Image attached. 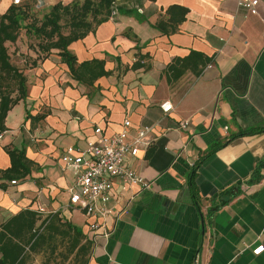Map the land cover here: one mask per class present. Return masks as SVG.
Instances as JSON below:
<instances>
[{"label": "crops", "instance_id": "1", "mask_svg": "<svg viewBox=\"0 0 264 264\" xmlns=\"http://www.w3.org/2000/svg\"><path fill=\"white\" fill-rule=\"evenodd\" d=\"M10 4L0 0V14ZM171 7L186 10L182 22L169 21ZM112 10L68 47L107 74L79 82L56 51L34 58L26 99L1 125L0 264H264L252 252L264 246V0L255 16L233 0H115ZM125 121L129 138L150 128L126 161L150 188L117 184L110 206L129 207L94 242L92 218L63 209L76 172L61 155Z\"/></svg>", "mask_w": 264, "mask_h": 264}, {"label": "trees", "instance_id": "2", "mask_svg": "<svg viewBox=\"0 0 264 264\" xmlns=\"http://www.w3.org/2000/svg\"><path fill=\"white\" fill-rule=\"evenodd\" d=\"M115 0H82L72 1L68 5L60 3L50 7L40 21L28 19V4L19 6L10 5L5 13L0 15V131L2 123L10 107L20 100H25L27 95L26 76L15 67L7 52L6 43H15L19 31L25 32L38 40L37 52L46 59L52 51L57 52L72 77L79 82H91L106 75L101 61L93 60L77 64L76 57L68 50L71 43L83 39L88 33L107 21ZM169 21L176 16L178 23L184 20L186 10L179 7H171L167 10ZM176 20L173 25L176 26ZM63 21V24H62ZM64 27L66 30L64 31ZM161 32H175L176 28L166 30V22L159 21L157 26ZM36 65V61L33 63ZM19 162L23 170L24 153L18 154Z\"/></svg>", "mask_w": 264, "mask_h": 264}, {"label": "built area", "instance_id": "3", "mask_svg": "<svg viewBox=\"0 0 264 264\" xmlns=\"http://www.w3.org/2000/svg\"><path fill=\"white\" fill-rule=\"evenodd\" d=\"M23 1L11 0V5L19 6ZM233 1L249 15L258 14L259 0ZM110 15L115 16V11L111 10ZM160 109L166 114L172 110V106L164 102ZM180 126L185 129L187 122L180 123ZM129 129V121H125L121 130L113 135H105L102 129L97 127L94 129L96 140H89L84 146H69L61 155L64 166L76 172L74 186L69 189V199L63 209L77 210L92 218L89 228L94 233V242L99 237L107 239L110 236L111 229H106L105 223L107 217H112L115 225L129 207V203L120 210H114L110 206L117 184L121 193L134 185L139 186L141 191L150 188L148 182L126 165L127 159L138 155L140 146L149 145L143 139L150 128L138 129L132 138H129ZM11 184H15V181ZM99 228H103L102 234L97 233ZM252 252L259 255L264 252V246L259 245Z\"/></svg>", "mask_w": 264, "mask_h": 264}, {"label": "rangeland", "instance_id": "4", "mask_svg": "<svg viewBox=\"0 0 264 264\" xmlns=\"http://www.w3.org/2000/svg\"><path fill=\"white\" fill-rule=\"evenodd\" d=\"M32 1V3H28L30 11L28 10V19H26L25 21L26 24L30 23L31 19L35 21H40L42 19V16L49 11L51 6H53L50 5L48 2H46V4H43V2H41V4H38L39 2L37 0ZM73 1L81 2L82 0ZM65 30L66 28L64 27V31ZM37 44L38 40L32 37L31 35L27 34L24 29L19 31V35L15 43L7 42L5 44L7 47V52L10 56L11 63L20 71H22V73L26 76V80L29 77L30 70L33 69L32 66H34V58L36 61H41V58L43 57L37 52ZM34 54H36L37 56L32 57L34 56Z\"/></svg>", "mask_w": 264, "mask_h": 264}]
</instances>
